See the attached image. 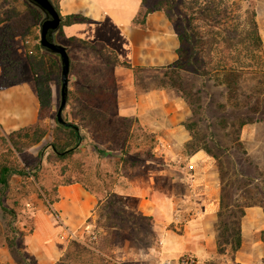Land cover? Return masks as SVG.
<instances>
[{"label": "rangeland", "instance_id": "rangeland-1", "mask_svg": "<svg viewBox=\"0 0 264 264\" xmlns=\"http://www.w3.org/2000/svg\"><path fill=\"white\" fill-rule=\"evenodd\" d=\"M254 3L264 45V0H255ZM176 18L179 19L178 16ZM40 21V11L26 0H0V90L8 88H2L6 69L13 71L18 84H35L36 75L32 72L35 67L49 95V107L41 114L38 112V122L23 128L31 136L39 128L44 132L43 138L33 144L22 135L16 137L19 144L14 146L9 134H0V165L7 160L33 168L38 162V152L46 144L59 142L56 136L60 137L61 143L65 140L63 134L56 133L54 120L60 100L59 59L55 55L42 54L30 62L28 57L34 54V45L39 44ZM68 54L72 68L67 114L70 121L81 125L86 141L75 154L61 161L48 160L53 153L46 149L38 183L32 178L19 177V184L14 187L10 184L4 204L5 208L13 210L9 220H12L14 231L7 232L8 218L0 212V243L5 244L7 238L14 237L22 240L23 235L32 230L35 211L57 220L56 209L48 206V202L55 198L53 188L72 179L80 182L96 198L97 204L83 226L69 232L75 237L66 236V248L60 258L64 259L63 264H156L159 258H177L180 255L195 256L198 264H229L232 258L215 253L212 244L205 241L207 234L202 239L203 257L188 250L192 243L193 212L191 183L188 185L189 157L197 151L208 154L206 150H209L208 155L214 161L212 174L218 182L222 202L219 209L223 214L221 220L228 221L230 213L235 212L238 216L242 210L244 215L248 214L247 220L252 221L261 215L264 222V78L256 85L254 79L245 77L240 84L242 92L254 90L256 98H259L258 112L250 114L243 108L244 98L240 93L236 100H229L223 86L206 83L198 98H192V83L199 81L192 76V70L186 69L182 75L183 94L173 90L166 93L170 101H175L168 107L170 120L176 127L184 128L188 137L187 140L183 138L186 140L183 142L172 137L165 138L167 142L162 147L158 145L155 134L142 127L137 118L118 115L119 80L114 76L113 68H103L93 53L74 45L68 49ZM94 70L95 82L108 84L101 99L97 98V93L92 96L85 94L76 84L83 72L91 75ZM236 101L243 105L235 107ZM89 102H93L94 112L85 108ZM163 119L170 126L171 122L166 117ZM240 120H249V123L238 134L235 131ZM137 124L142 130L136 129ZM143 131L150 136H145ZM39 134L40 131L35 135ZM235 136H238L239 143ZM156 169L166 170V176L157 178L162 189L171 184L170 179H174L172 184L179 189L180 205L173 221L143 216L138 211V199L129 195L133 179H141ZM40 186L44 187L43 191ZM43 206L46 208L41 209ZM194 219L201 220L199 216ZM114 222L116 227H111L108 234L107 228ZM220 227L217 216L214 224L216 239ZM105 236L106 239H103ZM183 246L186 249H182Z\"/></svg>", "mask_w": 264, "mask_h": 264}, {"label": "crops", "instance_id": "crops-1", "mask_svg": "<svg viewBox=\"0 0 264 264\" xmlns=\"http://www.w3.org/2000/svg\"><path fill=\"white\" fill-rule=\"evenodd\" d=\"M140 3L141 0H60L61 17L80 14L88 20L62 26L61 33L67 39L78 38L93 44L101 43L113 50L120 61L130 62L133 66H168L176 60V35L164 14L158 11L146 17L145 31L131 27ZM167 53L169 55L165 58ZM113 73L119 80L118 115L137 118L142 127L155 134L158 145L162 147L167 142L165 138L172 137L180 142L185 138L187 140V131L176 127L170 120L168 107L175 101L168 99L166 91L153 90L138 94L130 70L114 67ZM39 108L33 82H24L0 90V134L7 135L35 125L38 122ZM162 117L171 122L170 126ZM163 163H167L166 160H163ZM188 164V185L191 183L193 209L192 243L189 244L188 250L203 257L202 239L205 234L208 235L205 241L208 240L212 244L216 253L214 224L220 209L219 188L212 174L214 161L211 156L203 151L194 152L189 157ZM161 176H166L165 169L151 170L145 177L133 179L130 182L129 195L138 199V211L143 216L173 221L180 205L179 189L172 184L174 179H170L171 184L162 189L157 182V178ZM19 183V177H11V186ZM57 194L59 201L53 207L58 219L52 220L50 215L35 211L32 230L24 234L21 240L22 250L34 264H55L60 260L66 248V236L83 226L97 204L96 198L80 184L61 186L57 189ZM5 202L7 200H4L3 204ZM196 216L201 220H195ZM242 219L241 246L229 264H262L264 242L260 240L259 235L264 231V222L261 221V215L250 221L247 220L248 214H245ZM167 238L168 236L165 239ZM168 240L173 242L172 238ZM182 249L186 248L183 246ZM11 263L8 249L2 242L0 264Z\"/></svg>", "mask_w": 264, "mask_h": 264}, {"label": "trees", "instance_id": "trees-1", "mask_svg": "<svg viewBox=\"0 0 264 264\" xmlns=\"http://www.w3.org/2000/svg\"><path fill=\"white\" fill-rule=\"evenodd\" d=\"M59 1L51 0L58 13ZM254 2L255 0H141L139 9L130 26L145 31L147 29L145 25L146 17L153 12H162L172 26L178 40V47L175 50L176 60L165 67L133 66L130 62L120 61L113 50L101 43L93 44L78 38H65L61 33L62 26L88 21L80 14L60 16L61 28L53 35V39L56 43L65 44L67 51L74 45L76 48L93 53L105 69L121 67L130 70L133 75L134 88L138 94L152 90H173L183 94L184 82L182 75L186 69H190L192 70V76L199 81L198 83H192V98L194 96L198 98L206 83H211L216 87L223 86L229 100H236L238 93L244 98V105L236 101L235 107L243 105L247 112L255 114L259 110V98H256L254 90L242 92L240 86L245 77L254 79L256 85L262 83L264 78V45L257 24V12ZM40 14L42 19L43 14L41 12ZM32 53H34L32 56H28L30 62L32 58L41 57L42 54L53 55L42 50L38 43L34 45ZM71 68L72 64L70 70ZM32 72L36 75L34 82L40 105L39 114H41L44 109L49 107V95L48 91L43 87L40 78H38L35 67H33ZM83 73V76L77 80L76 84L85 94L92 96L97 93V98L101 99V94L106 93L108 84L95 82L93 75L95 70L91 75L89 72ZM3 76L2 88L19 83L11 69H6ZM103 87L104 89H102ZM112 99L114 100V98ZM92 104L93 102H89L85 108L94 112ZM69 106L70 92L68 90L67 103L62 112V117L66 122L78 127V134L72 128L59 125L54 117L56 133L65 136V140H62V143L60 142V137L56 136V140H59V142L46 144L38 152V162L33 168L22 166L17 162H7V160L0 165V212L5 218H8L6 222L7 232L13 230L11 228L12 220H9L13 210L5 208L3 201L8 198V192L11 188V177L32 178L38 183V174L42 168L41 160L46 149H50L53 153V157H48V160L61 161L75 154L86 141L85 134L81 132V125L76 121L69 120V114H67ZM248 121L240 120L237 123L236 129L238 130L235 133L240 134V129L249 123ZM37 129L40 131L38 136L35 135L38 131L31 136L24 132L25 129L10 133L8 136L14 146L19 144L16 137L20 138L22 135L25 139H29V142L37 144L44 135L42 130ZM136 129L142 130L138 124ZM143 133L147 137L150 136L145 131ZM238 136H235V139L239 143ZM125 139L123 143H125ZM206 151L208 154L210 153L209 150ZM72 184H80V182L67 179L59 183V185L56 184L53 188L55 198L48 202V206L52 207L59 201L58 186ZM40 190L43 191L44 187L40 186ZM86 191L88 190L86 189ZM13 203L14 205L17 204L16 201ZM221 205L222 202L220 200V207ZM217 216L220 218L221 227L217 233L216 252L218 255L233 258L241 246V217L244 216V212L241 210L238 216L235 212L230 213L228 221L221 220L223 217L221 211L217 213ZM111 227H116L115 222L107 228L108 234L111 231ZM106 237L103 239H106ZM259 237L264 242V231L260 232ZM5 245L12 259V264H34L32 260L27 259L26 253L22 250L21 240L15 237L7 238ZM64 256H68V254ZM63 261L64 259H60L55 264H63ZM262 264H264V260Z\"/></svg>", "mask_w": 264, "mask_h": 264}, {"label": "water", "instance_id": "water-1", "mask_svg": "<svg viewBox=\"0 0 264 264\" xmlns=\"http://www.w3.org/2000/svg\"><path fill=\"white\" fill-rule=\"evenodd\" d=\"M29 4L37 8L43 18L39 23V46L47 53L58 57L60 63V100L56 110V122L64 127H69L75 130L78 134L79 129L76 125L66 122L62 117V112L66 107L68 98V85L71 60L67 48L53 39V35L61 28V17L56 11L51 0H26Z\"/></svg>", "mask_w": 264, "mask_h": 264}, {"label": "built area", "instance_id": "built-area-1", "mask_svg": "<svg viewBox=\"0 0 264 264\" xmlns=\"http://www.w3.org/2000/svg\"><path fill=\"white\" fill-rule=\"evenodd\" d=\"M68 236L75 237L73 233H69ZM156 264H198V261L194 256L180 255L177 258H159Z\"/></svg>", "mask_w": 264, "mask_h": 264}]
</instances>
